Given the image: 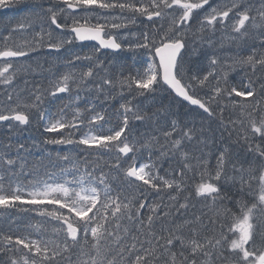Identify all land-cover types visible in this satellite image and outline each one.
Wrapping results in <instances>:
<instances>
[{
  "label": "snow or ice",
  "instance_id": "1",
  "mask_svg": "<svg viewBox=\"0 0 264 264\" xmlns=\"http://www.w3.org/2000/svg\"><path fill=\"white\" fill-rule=\"evenodd\" d=\"M3 9L22 15L0 22V124L42 122L58 134L42 144L82 158L44 166L0 141V264H264V0ZM122 52L133 65L117 64ZM161 91L172 103L149 115Z\"/></svg>",
  "mask_w": 264,
  "mask_h": 264
},
{
  "label": "trees",
  "instance_id": "2",
  "mask_svg": "<svg viewBox=\"0 0 264 264\" xmlns=\"http://www.w3.org/2000/svg\"><path fill=\"white\" fill-rule=\"evenodd\" d=\"M22 15V12L20 9H3L0 10V22L2 21H7L9 19H13L15 17H18ZM24 35H27L25 33ZM219 36V34H217ZM92 43H86L83 46V51L87 52L89 51V48ZM231 49H234V46L232 45H226L224 51H229ZM79 50V49H78ZM147 59V57H145ZM34 60L38 61L45 69H47L49 66H53V71L59 72L63 71V65L62 62L56 61L53 59L51 56H34ZM45 61H48V63H45ZM116 62L118 65H123V64H128V65H133V60L131 58V54L127 52H122L119 54V56L116 58ZM27 63H33L32 61H28ZM34 66V64H33ZM139 65H135V68H139ZM115 75H119V72H115ZM47 75V73H45ZM235 75V74H233ZM243 77V72L240 73V76L237 77V79H240ZM29 80H32V77H28ZM35 79L38 83L43 84L44 86H47V80L43 79L40 75H36ZM22 86V85H21ZM31 86V84L29 85ZM57 104L60 102L57 101ZM119 101H113L112 105L118 106ZM170 103H172V97L169 96L167 93L161 91L156 94V99L155 101H145V105L147 106V109H151L149 111V115L152 114V112L157 111L158 108H160L161 105L167 106ZM47 107V105H46ZM53 111H55V107L53 106L52 108ZM113 112L114 108L112 106H107V113L109 115V118L112 120V123L105 125V128H109L112 126L113 123H115V118L113 117ZM230 113L225 112V118L227 119L229 117ZM232 118H235V115L232 114ZM136 123V128L134 129V134L135 132H140V133H145L149 132L151 129L148 127L140 124L139 122H134ZM87 131V129H85ZM11 136L12 142L16 143H24L25 147L29 150L31 155L28 156V159L30 161H35V162H40L42 161L44 166L49 165V155L52 157L51 163L56 164L60 163L63 164L62 161H57L56 156L57 153L60 152L61 154H70L74 159L77 158H82L80 157V153L78 152H69V149L71 146H59V145H44L41 143V140H43L45 137H55L58 134L57 133H44L43 131V126L42 122L40 125H33L32 127H22L21 130L14 132V133H9L8 129L5 128L3 124H0V141L5 140L8 136ZM79 135V133H77ZM217 137V144L220 142V136L219 132L216 133ZM35 142V143H34ZM195 151V149H193ZM23 154V153H22ZM198 154V153H197ZM65 167H70L68 165H64ZM50 171H54L57 175H59V169L58 168H53L49 169ZM192 177V181H198L199 177L197 175H194L192 173L189 174ZM191 182V181H190ZM230 206V205H229ZM202 205L197 204V209L201 208ZM66 211V210H65ZM35 216V214H32Z\"/></svg>",
  "mask_w": 264,
  "mask_h": 264
},
{
  "label": "water",
  "instance_id": "3",
  "mask_svg": "<svg viewBox=\"0 0 264 264\" xmlns=\"http://www.w3.org/2000/svg\"><path fill=\"white\" fill-rule=\"evenodd\" d=\"M94 43V42H93Z\"/></svg>",
  "mask_w": 264,
  "mask_h": 264
}]
</instances>
